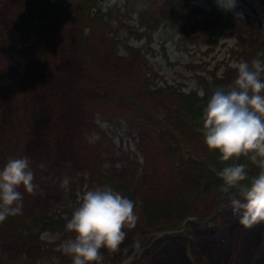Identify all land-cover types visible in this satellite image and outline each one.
Masks as SVG:
<instances>
[{"label":"rangeland","instance_id":"rangeland-1","mask_svg":"<svg viewBox=\"0 0 264 264\" xmlns=\"http://www.w3.org/2000/svg\"><path fill=\"white\" fill-rule=\"evenodd\" d=\"M56 1L33 0L36 7L53 5ZM97 1L94 14L99 9L104 22H99V17L96 21L114 43L110 48L109 39L103 33L95 32L87 36L90 39L88 44L98 42L96 58L99 66L95 68L97 72L90 75L89 54L86 57L82 55V58L69 46L84 32L80 22L73 23L75 14H79L78 10L74 11L75 14L73 12L74 0H63L49 19L39 16L31 0H0V94L4 89L9 91L4 97L0 95L4 99L0 108V166L5 157L11 156L6 151L15 146L19 148L20 143L28 145L30 166L37 164L33 171L39 185L34 194L24 192L28 199L20 214L32 221V229L39 231L41 242L36 253L0 245V264H69L65 255H59L64 254L61 241L73 235L66 230L65 221L83 192L103 184L105 178L124 179L131 176L135 167L131 166L132 163L143 166L148 159L151 160L150 156H143L146 149L142 142V130L137 132L127 119L128 107L122 103L123 100L117 99V93L132 90L130 82L138 84L144 79L143 74L131 72L120 61L126 59L131 50L144 58L141 66L152 82L151 88L166 84L178 92L196 95L204 93L208 82L219 78L230 79L237 71V61H251L253 58L264 61V0H234L233 3L232 0ZM105 67L112 68V71L105 70L107 78L98 72L104 71ZM74 69L82 74L80 78H72L77 74ZM46 71L49 74H45ZM43 72L44 80L53 79L50 89L41 87L39 83L31 85ZM97 73L102 78L95 82L93 78ZM68 80L70 82L66 84ZM86 82L92 84L89 90L96 96L93 104L79 101V109H76L72 103L59 114L55 96L64 89L76 95L79 86L82 83L86 85ZM204 82H207L206 86ZM9 93L10 97L6 100ZM41 97L51 99L53 103L49 117L44 115L40 106L43 105ZM137 97L143 106L147 125L171 126L169 118L172 111L162 105L166 98L147 103L142 95ZM34 108L36 111L32 112ZM47 130L50 142H45L46 146L35 151L33 142L29 141L40 139ZM62 132L71 133L72 140L63 142ZM158 144L153 142L154 150ZM184 150L188 160L198 161L199 166H204L205 159L210 155L204 142H189ZM41 162L45 167L38 166ZM166 168L161 162V176L166 177L170 184H174L176 177L187 179L186 174L191 173V177H195L193 172L186 171L182 166L176 177ZM95 169L101 178L94 175ZM141 173L142 170L139 178ZM240 186L237 184L232 188L239 192L237 189ZM156 190L161 198L166 197L167 193L158 184ZM207 196L210 197L204 211L191 213L183 223L187 231L184 237L182 232L169 231L148 244L146 248L149 247V250L144 248L138 255L140 258L132 256L129 259L126 254L133 242L129 230L117 257H128L123 260H128L124 264H149L150 258L145 251L169 257L178 246L181 249L179 264H189L182 253L186 239H190L192 245L199 244L200 239L207 242L211 235L204 237L197 228H217L219 232L226 225L236 234L232 240L233 251L249 246L248 252L246 249L242 252L253 259L252 255L262 249L257 245L253 249L255 242L249 241V230L241 229L237 215L230 211L228 201L236 196L234 190L226 192L224 201L219 194ZM219 207L222 210L216 212ZM198 215L210 218L204 222ZM193 222L200 224L194 228ZM234 222L239 226H234ZM212 243L222 247L226 240ZM212 250L210 247L209 252ZM119 261L120 258L115 259L111 264H119ZM262 262L264 264V259Z\"/></svg>","mask_w":264,"mask_h":264},{"label":"trees","instance_id":"trees-1","mask_svg":"<svg viewBox=\"0 0 264 264\" xmlns=\"http://www.w3.org/2000/svg\"><path fill=\"white\" fill-rule=\"evenodd\" d=\"M62 1L63 0H57L53 5L45 4L44 7H36V4L33 2V0H31V3L35 4V11L40 13V17L49 19V17L53 14V11L56 10L55 8L60 5ZM96 1L97 0H74L73 12L78 10L79 14L76 15L74 12L75 16L73 18V23L77 24L80 22L84 27V32L82 36L79 35L80 37H78L76 40H73L69 45L71 50L80 57H82V55H85L86 57L89 54L87 61L90 65V69L88 71L90 75H92L94 72H97L95 68H98L99 66L97 63L98 59L96 58L98 42L93 41L91 44H88L90 39L87 36L90 33L94 34L95 32L103 33L109 39L108 42L110 43V48H112V43H114V41L108 37V34L105 32L104 28L96 21L97 17H99V22H104L103 18L101 17L102 13L100 10L97 9L95 14L92 12L94 5L96 6ZM76 50L78 51L76 52ZM127 56L128 57L126 59L120 60L124 68L130 70L131 72H140L143 74L144 79L138 84L130 82L132 90L126 89L121 91L119 94L116 92V90L115 92L117 93V99L119 101L123 100L122 103L128 107L126 109V116L129 122H131V124L136 127L135 129L137 132H141L142 130V133L144 134L142 142L146 149V153L143 151V156H150L152 161L148 159L146 165L144 164L143 166L132 163L131 166L135 165V167L131 176L125 177L124 179L105 178L103 184H111L122 194L127 195L136 201L134 210L138 213V220L134 226H125L123 229L126 231V233L130 230V237L133 241L131 242V246L129 248L130 251L126 254L130 259L132 258L134 252L137 251L136 246L144 238L150 236L151 234L177 231L182 232L184 237L187 231L184 229L183 223L185 222L187 216H189L191 213L204 211V205L207 199L210 197L207 195L219 194L222 201H224L226 198V191H224V181L218 175V172L226 163L232 161H223L219 159V153L217 151L209 150L210 155L205 159V165L199 166L198 161L195 162L188 160L185 155L186 150H184V146L189 142H203L200 126L202 124V109L206 103L207 97L215 86L226 85L232 82L237 75V71L235 70L234 75L230 79L219 78L214 80L212 83L208 82V86H206L207 82H204L206 90H204L203 94L196 95L190 92H178L166 84H163L164 87L160 86L158 88H151L152 82L145 74V68L141 66L144 58L134 50H131ZM42 57H44V55ZM68 62L69 61H67V63ZM102 70L104 71L98 72L103 73L107 78L105 70L112 71V68L105 67ZM75 71L77 74L73 75L72 78H80L82 74H80V72L77 70ZM45 74H49V72L46 71ZM45 74L43 72L41 77H38L34 80V82H31V85L33 86L35 83H39L41 87L50 89L52 87L50 82H53V79L50 77V81L44 80ZM101 78L102 77L100 73H97L95 74L93 80L96 82ZM136 78L139 79L138 73H136ZM69 82L70 81L68 80L66 84H69ZM84 83L79 86V91L74 96L83 104H93L92 100L96 96H93L92 92L89 90V87L92 84H87L86 82L85 85ZM107 85L110 91L111 86L108 81ZM205 86H203V89H205ZM8 92V90L4 89L0 95L4 97L8 94ZM138 95H142L144 97L143 100H146L147 103H151L154 100L159 102L160 99L162 100V98H166L167 101L162 103V105L166 109L169 108L172 111V115L169 114L171 115L169 118L171 126L166 128L156 124L151 126H149V124L147 125L148 120L145 118V113H143L144 109L138 100ZM9 97L10 93L8 97H5L6 100ZM41 98L43 105L40 106L44 111V115L49 117L52 115L53 103L51 99L47 100L46 98ZM54 99H56V97ZM3 101L4 99L0 97V108ZM35 111L36 109L34 108L32 112ZM5 115L7 116V114ZM50 125L51 124H49L48 127H50ZM7 136H9L8 133ZM29 142H33L32 147L35 151H38V147L46 146L45 142H50L48 130L43 133L40 139L31 140ZM42 142H44V144H41ZM150 142H152V144L153 142L154 144L155 142H159L156 150H154V147ZM7 152H9L11 156L5 157L3 161L4 163L11 157L17 155H29L31 153V151L28 149V145L25 146V144L22 145L21 143L19 148L15 146L9 149V151H6V153ZM238 160L249 163V172L251 174H255V172L258 170L257 166L247 161L246 157H239ZM161 162L163 167L165 166L167 167V170H171V173L174 177H176L175 175H177V173L182 170V168H180L181 166L184 167L186 171L193 172L195 177H191V173L190 175L186 174L187 179L176 177L175 182H173L174 184H170L166 177L161 176ZM36 166L37 164L33 165L31 168L33 169ZM141 170V178H139L138 175ZM94 175H96L98 178H101V174L96 169L94 171ZM34 183L37 186L39 185L36 175H34ZM243 183H247V181H242L241 184ZM155 184H158L164 189L163 191L167 193L166 197L161 198V196L157 194ZM232 189L236 193V196H238L240 189L238 188L239 192H237L236 189L232 187H230L228 190ZM36 190L33 192V194L36 192ZM20 191L23 193L25 192L22 186L20 187ZM241 198L243 199V197ZM27 199L28 197L25 196L24 193V203L22 209L26 207ZM221 210L222 207H219L216 212H220ZM198 217H200L204 222L210 218L204 217V215H198ZM31 222V220L25 218V216L20 213L9 215L4 221L0 222V245L5 247L11 246L13 249L17 250L22 249V251H28V253L38 252L41 247V242L38 238L40 233L36 228L32 229ZM161 224H165L166 226L160 227ZM198 224L200 223L193 222L194 228ZM234 226L238 227L239 225L235 223ZM240 227L243 230H249V241L251 243L255 242L253 249L256 248V245L262 249L260 252L257 250V252L252 255L253 259L248 253H245L244 251L242 252L243 249H246V252H248L247 250L249 249V246L243 247V249L240 251H233L232 240L236 234L232 230L228 229L226 225H223L219 232L217 228H197L200 235L205 237L206 235L210 234L211 238L208 240L207 238L203 237L204 240L208 241L204 242L202 239H200L199 244L194 243L193 245L190 239H186V242L183 244L184 250L182 252L186 261L189 264H262L264 259V220L258 221L251 227H245L242 225H240ZM224 239L226 240V243L222 247L218 245L213 246L212 241ZM155 241L156 238L150 242V245ZM209 241L211 242L210 244ZM122 245L123 242H121L118 248L115 250L105 248L101 249V252L104 255V260H106L107 264H111L112 261H115V259L118 258H120L119 264H124L126 261H128H123L128 257H117V252L122 247ZM249 245L251 244L249 243ZM210 247L213 249L212 252H209ZM142 250L138 251V255L142 253ZM145 250H149V247ZM150 251L144 252L150 258L149 264H155V261L156 264H179L181 261V257L179 255V251H181V249L178 246L176 252H173L169 257H162L155 253L151 255ZM192 251L194 255L192 254ZM59 255H65L66 262L72 264L69 255L65 253H59ZM56 259H58V256ZM249 261L251 263H249Z\"/></svg>","mask_w":264,"mask_h":264},{"label":"clouds","instance_id":"clouds-1","mask_svg":"<svg viewBox=\"0 0 264 264\" xmlns=\"http://www.w3.org/2000/svg\"><path fill=\"white\" fill-rule=\"evenodd\" d=\"M235 67V79L215 86L208 95L200 132L209 150L217 151L223 161H232L218 175L226 192L241 185L239 195L228 203L239 223L251 227L264 220V61L241 59ZM242 156L257 166L255 174L249 172V163L238 160ZM21 186L27 193L38 187L28 155L11 157L0 166V222L22 212ZM135 205L136 201L111 184L88 188L66 218V230L73 235L61 241V250L72 264H106L101 249L118 248L127 235L124 227L138 220Z\"/></svg>","mask_w":264,"mask_h":264},{"label":"bare ground","instance_id":"bare-ground-1","mask_svg":"<svg viewBox=\"0 0 264 264\" xmlns=\"http://www.w3.org/2000/svg\"><path fill=\"white\" fill-rule=\"evenodd\" d=\"M66 91H69V90L68 89L61 90L58 96H55L57 98L56 101L59 104V114L65 106L72 105V103L74 104L76 109H79V106H80V103L76 99V97L72 95L70 91L69 92H66ZM62 138H63V142H70L73 137L71 133L62 132ZM58 153L60 154V152Z\"/></svg>","mask_w":264,"mask_h":264}]
</instances>
